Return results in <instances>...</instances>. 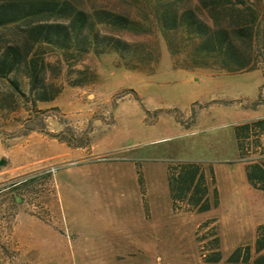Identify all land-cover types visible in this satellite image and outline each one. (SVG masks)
<instances>
[{"label":"rangeland","instance_id":"1","mask_svg":"<svg viewBox=\"0 0 264 264\" xmlns=\"http://www.w3.org/2000/svg\"><path fill=\"white\" fill-rule=\"evenodd\" d=\"M74 1L137 20L140 32L98 28L144 59L128 68L115 52H89L68 62L46 49L61 90L37 109L58 136L19 137L34 115L24 106L0 114V264H225L237 247H249L244 264H253L264 190L248 184L245 167L264 161V128L237 127L264 118V0H254L260 35L245 48L254 68L239 72L212 58L196 66L188 47L171 54L152 2ZM83 68L86 83L71 85ZM54 151L52 165L37 160ZM191 169L196 204L193 185L178 192L179 175ZM215 252L219 261H208Z\"/></svg>","mask_w":264,"mask_h":264},{"label":"trees","instance_id":"2","mask_svg":"<svg viewBox=\"0 0 264 264\" xmlns=\"http://www.w3.org/2000/svg\"><path fill=\"white\" fill-rule=\"evenodd\" d=\"M143 1L153 3V17L171 54L188 47V55L196 66H210L206 59L212 58V65H220L229 72L254 68L245 51L253 36L260 35L254 0ZM99 24L133 32L143 29L137 20L127 15L111 10L87 11L74 0H0V30H7L0 32V114L13 112L20 105L34 112L22 121L19 137L35 131L58 136L46 130L39 116L43 111L37 109L38 103L53 101L61 90L50 79L54 68L45 59L46 49L59 51L68 62L79 61L89 52L96 56L115 52L126 67L139 68L130 62L134 57L144 59L138 47L118 36L103 33ZM144 56L147 60L150 57ZM75 72L78 76L69 80L70 84L84 85L87 69ZM257 127L264 128V118L237 128ZM194 176L192 169L181 173L178 192L182 194L193 185L189 200L196 204L200 189L199 179L194 182ZM245 176L252 188L264 190V161L246 165ZM206 208L205 204L200 210ZM257 230L253 264H264V225ZM249 256V247L243 250L237 247L225 264H244ZM219 257V252L212 253L208 261L218 262Z\"/></svg>","mask_w":264,"mask_h":264},{"label":"crops","instance_id":"3","mask_svg":"<svg viewBox=\"0 0 264 264\" xmlns=\"http://www.w3.org/2000/svg\"><path fill=\"white\" fill-rule=\"evenodd\" d=\"M29 138L30 137H32V136H38V140H41V141H45V140H47V135H42V134H39V133H37V132H33V133H31V134H29V135H27ZM26 136V137H27ZM235 137V136H234ZM49 140L50 141H52V142H57V139L55 138V137H50L49 138ZM47 142V141H46ZM3 143H2V138L0 137V150L1 151H3V145H2ZM236 148L237 147H234V149H235V151H236ZM5 151V150H4ZM10 152V151H9ZM60 156V153L59 152H53V153H51V152H44L41 156H39V158L37 159L38 161H45V165H52V164H49V162H47V160H49V159H56L57 157H59ZM31 163H34L33 161H30V162H11L9 165H29V164H31ZM256 230H257V228H256ZM257 235H258V233L256 232L255 234H254V238H253V242L255 243V240H256V238H257Z\"/></svg>","mask_w":264,"mask_h":264},{"label":"water","instance_id":"4","mask_svg":"<svg viewBox=\"0 0 264 264\" xmlns=\"http://www.w3.org/2000/svg\"><path fill=\"white\" fill-rule=\"evenodd\" d=\"M4 163V158H0V165Z\"/></svg>","mask_w":264,"mask_h":264}]
</instances>
